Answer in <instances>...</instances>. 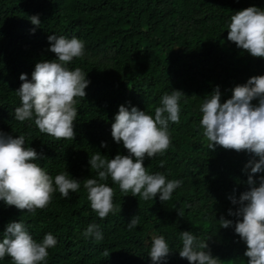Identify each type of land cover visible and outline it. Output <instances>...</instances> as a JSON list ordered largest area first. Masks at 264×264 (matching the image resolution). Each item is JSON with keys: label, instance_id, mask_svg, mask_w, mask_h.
I'll use <instances>...</instances> for the list:
<instances>
[{"label": "trees", "instance_id": "obj_1", "mask_svg": "<svg viewBox=\"0 0 264 264\" xmlns=\"http://www.w3.org/2000/svg\"><path fill=\"white\" fill-rule=\"evenodd\" d=\"M252 6L264 9V0H0V132L25 136V147L42 154L36 162L53 177L54 187V177L66 171L81 183L68 198L57 190L51 203L35 213L0 200V239L10 222L21 221L37 242L48 233L57 239L44 264H154L148 255L152 237L163 235L170 253L159 264H189L179 256L180 233L189 231L208 238L206 251L219 264H247V245L234 224L225 229L219 220L235 223L229 210L235 212L239 205L229 197L239 199L250 189L251 170L245 165L253 156L220 146L211 151L199 121L204 99L217 86L223 103L234 87L264 75V58L252 57L227 40L230 16ZM34 15L39 26L30 21ZM51 35L75 36L84 43L85 55L67 65L69 70L81 68L90 81L86 96L76 98L74 140H56L41 133L34 121L15 120L14 110L21 106L16 94L23 83L20 75L27 74L30 81L36 63L56 59L49 51ZM173 90L185 95L180 121L169 122L167 151L146 157L144 166L150 174L159 172L183 183L168 201H160L159 195L144 201L121 192L109 178L113 203L121 211L100 219L83 187L84 180L97 177L90 156L128 155L111 135L119 106L137 107L154 118L161 97ZM260 176L264 172L253 176L257 186ZM181 209L184 217L178 214ZM134 216L140 223L129 229ZM93 223L103 234L100 241L82 235ZM0 264H12L11 258Z\"/></svg>", "mask_w": 264, "mask_h": 264}, {"label": "clouds", "instance_id": "obj_2", "mask_svg": "<svg viewBox=\"0 0 264 264\" xmlns=\"http://www.w3.org/2000/svg\"><path fill=\"white\" fill-rule=\"evenodd\" d=\"M30 21L35 26L40 25L38 16L30 17ZM227 32L228 41L252 57L264 58V9L252 6L235 12L230 16ZM48 40L49 51L56 59L36 63L30 81L27 74L20 75L23 83L16 94L21 106L14 110L15 120L21 123L34 121L41 133L56 140H74V122L78 116L76 98L86 96L85 89L90 81L81 68L69 70L67 65L74 58L85 55L84 43L75 36L68 39L51 35ZM182 96L185 95L179 90L164 94L160 106L154 109V118L137 107L129 110L124 105L119 106L111 125V135L117 144L122 142L128 155L117 154L109 159L96 152L88 163L97 177L83 181L90 207L100 219L121 211V207L113 203L114 189L106 183L109 178L121 192H131L132 196H139L144 201L154 200L157 195L160 201H168L174 190L181 186L183 182L179 179L169 180L159 172L150 174L144 160L163 155L169 148V122L179 123ZM253 100H258V104L254 105ZM200 112L199 127L211 151L220 146L253 156L245 165L246 170H251L247 180L250 189L239 199L229 197L233 205H239L235 212L229 210V215L237 218L235 223L224 217L219 223L225 229L234 224L235 233L247 245L244 253L248 257L247 264H264V176L259 177L258 186L253 179L255 174L264 172V75L253 76L247 83L234 87L231 98L223 103L217 86L204 99ZM101 147H107V144L102 142ZM41 156L34 148L25 147L24 135L13 138L0 132V200L7 206L35 213L51 203L57 190L62 197L68 198L70 192L80 189V181L69 178L67 171L54 177V187L53 177L36 162ZM164 163L161 161L160 167H164ZM178 214L184 217L183 209ZM139 223V216H134L128 228L133 229ZM82 235L94 237L96 241L103 239L99 225L95 223L89 224ZM207 239H200L189 231L181 232L179 256L189 264H219V259L206 251ZM56 244L57 239L51 233L37 242L23 222L13 221L6 226L0 239V260L7 256L12 264H44L48 249ZM109 253L105 250L104 255L109 256ZM169 253L165 237L153 236L148 255L154 264L164 261Z\"/></svg>", "mask_w": 264, "mask_h": 264}]
</instances>
